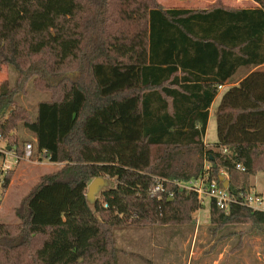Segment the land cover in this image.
Here are the masks:
<instances>
[{
  "label": "trees",
  "instance_id": "1",
  "mask_svg": "<svg viewBox=\"0 0 264 264\" xmlns=\"http://www.w3.org/2000/svg\"><path fill=\"white\" fill-rule=\"evenodd\" d=\"M255 2L0 0V66L20 73L16 89L0 85V140L22 122L36 140L15 138L16 156L32 143L40 160L64 164L22 199L20 232L8 235L2 225L0 245L27 247L33 264H119L115 227L192 221L203 205L174 181L200 177L206 161L210 176L222 184L227 175L229 191L246 194L250 176L264 172V69L224 94L218 141L204 138L219 86L264 64V0ZM76 61L80 68L69 70ZM34 76L51 93L35 119L16 99ZM13 175L1 173L3 190ZM99 176L115 179L116 188L102 193L94 213L87 190ZM159 183L165 191L153 196ZM209 207L215 228L264 224L263 212L244 205Z\"/></svg>",
  "mask_w": 264,
  "mask_h": 264
},
{
  "label": "rangeland",
  "instance_id": "2",
  "mask_svg": "<svg viewBox=\"0 0 264 264\" xmlns=\"http://www.w3.org/2000/svg\"><path fill=\"white\" fill-rule=\"evenodd\" d=\"M164 7L205 8L213 5L229 7H254L255 0H156ZM72 65H70L71 68ZM80 68V62H75V69ZM264 68V66H263ZM78 72H76L77 74ZM241 77V75H239ZM4 81L17 88L20 85V73L11 65L0 66V85ZM41 81L32 77L26 85V90L16 96L19 104L27 107L33 119L37 116L38 103L51 98L50 91L36 85ZM42 82V81H41ZM43 83V82H42ZM210 115L206 141L216 142L218 124L216 108ZM28 131L19 122L13 132V138L0 140V149H6L13 144L15 138L31 142ZM7 150V149H6ZM8 151V150H7ZM4 154V153H3ZM7 163L0 156V229L5 226L8 235H16L21 226L17 219L16 209L21 205L23 196L36 184L40 171L34 165L38 164L40 156L33 146L30 160H21L13 164L17 158L4 154ZM209 162H205L208 164ZM9 166V167H8ZM42 173L49 169L42 168ZM14 171L11 181L14 185L6 190L1 188V173ZM17 171V174H16ZM256 190L264 191V172H259ZM227 176V175H225ZM115 182V179H112ZM244 175H239L243 182ZM91 183V182H90ZM244 183V182H243ZM24 184V185H23ZM23 188L22 192H19ZM101 195L97 199L101 200ZM115 243L119 249V264H264V224L255 225L251 222L227 224L215 228L210 221L209 203L193 213L192 221L180 224H152L144 227H115ZM0 232V236L6 233ZM7 235V234H6ZM0 264H33L25 246L10 248L0 245Z\"/></svg>",
  "mask_w": 264,
  "mask_h": 264
},
{
  "label": "built area",
  "instance_id": "3",
  "mask_svg": "<svg viewBox=\"0 0 264 264\" xmlns=\"http://www.w3.org/2000/svg\"><path fill=\"white\" fill-rule=\"evenodd\" d=\"M222 88V85L219 86ZM5 154H9L6 149H0ZM225 152L227 149L224 150ZM33 155V145L32 143H27L25 146L24 159L30 160ZM22 158V159H23ZM17 160L19 158L17 157ZM208 162V161H207ZM9 167V166H8ZM205 171L200 177L192 178L189 180H175L174 184L180 188L196 195L197 200L201 205H205L213 201L217 207L225 212L230 210L232 204H240L249 207L254 211H259L264 213V192H258L254 190H249L244 195L233 194L229 191V187L225 188L219 181L210 176L208 169L210 164H205ZM237 168L241 171H245V167L241 164L237 165ZM165 191L163 184H158L152 189V195H156L158 192ZM170 198L173 197V193L169 192Z\"/></svg>",
  "mask_w": 264,
  "mask_h": 264
},
{
  "label": "crops",
  "instance_id": "4",
  "mask_svg": "<svg viewBox=\"0 0 264 264\" xmlns=\"http://www.w3.org/2000/svg\"><path fill=\"white\" fill-rule=\"evenodd\" d=\"M263 66H264V64L263 65H261V66H258V67H253V68H251V69H241L236 75H235V77L232 79V80H230V81H228L227 83H225L224 85H222V88H219V93H218V95H217V97L215 98V100L213 101V103H212V105H211V107H210V115H211V112H212V110H213V107L215 106V104L217 103V100H219L220 102H219V104L217 105V108H216V115H217V110H218V107H219V105H220V103H221V101H222V98H223V96H224V94L231 88V87H233V86H239L240 85V83L252 72V71H254V70H256V69H264L263 68ZM239 75H241V77L239 76ZM210 119V118H209ZM208 124H209V122H208ZM207 130H208V128H207ZM28 135L30 136V138H31V140L32 141H35L36 140V138H35V136H34V134L33 133H28ZM206 135H207V133H206ZM206 135H205V138H204V140H205V142L206 143H209L208 141H206ZM216 141H218V138L216 139ZM8 151H9V154H7V155H11V156H13V157H15V158H17V156H16V154H15V152L13 151V150H11L9 147H7L6 148ZM3 158L5 157L4 155L2 156ZM8 157V156H7ZM7 157H5L4 158V161H6V163H7ZM21 160H25L24 158L22 159H19V160H17V161H15L13 164H18ZM64 164L63 163H56V162H50V161H48V160H42V161H40V162H38V164H36V165H34V168L36 169V171H40V175L38 176V179H37V182L39 181V179L41 178V176L42 175H44V174H47V173H51V172H54V171H57V170H59L62 166H63ZM42 168H45V169H49V172H45V173H42L41 171H44ZM16 174H17V171H16ZM259 174H256V175H252V176H250V185H251V187H254V188H257V184H258V181H259V176H258ZM13 182H15L14 180L13 181H11V183H10V185H9V189L10 188H12L13 187V185H14V183ZM36 182V183H37ZM24 185V184H23ZM23 188H20L19 190V192H22L23 190H22ZM31 190V189H30ZM29 190V191H30ZM251 190H253L252 188H251ZM28 191V192H29ZM256 191H258V192H264L263 190H256ZM27 192V193H28ZM26 193V194H27ZM26 194L23 196V198L26 196ZM22 198V199H23ZM21 199V200H22ZM18 219V218H17Z\"/></svg>",
  "mask_w": 264,
  "mask_h": 264
},
{
  "label": "water",
  "instance_id": "5",
  "mask_svg": "<svg viewBox=\"0 0 264 264\" xmlns=\"http://www.w3.org/2000/svg\"><path fill=\"white\" fill-rule=\"evenodd\" d=\"M219 179L225 188L230 186V181L225 177V175H220ZM114 188H116V184L109 177L99 176L91 181L87 190V202L90 209L94 213H97V199L100 194L113 190Z\"/></svg>",
  "mask_w": 264,
  "mask_h": 264
}]
</instances>
